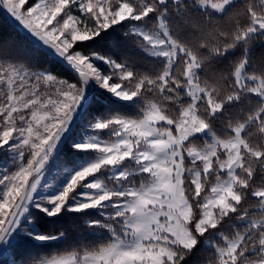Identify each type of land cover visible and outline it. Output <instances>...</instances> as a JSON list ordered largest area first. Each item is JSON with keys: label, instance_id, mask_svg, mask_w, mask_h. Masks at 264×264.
I'll use <instances>...</instances> for the list:
<instances>
[{"label": "snow or ice", "instance_id": "1", "mask_svg": "<svg viewBox=\"0 0 264 264\" xmlns=\"http://www.w3.org/2000/svg\"><path fill=\"white\" fill-rule=\"evenodd\" d=\"M0 13V264H264V0Z\"/></svg>", "mask_w": 264, "mask_h": 264}, {"label": "trees", "instance_id": "2", "mask_svg": "<svg viewBox=\"0 0 264 264\" xmlns=\"http://www.w3.org/2000/svg\"><path fill=\"white\" fill-rule=\"evenodd\" d=\"M0 32H3L6 35H12L23 39V33L15 26V24L9 18H7L2 13H0ZM262 53H264V48L257 46L255 54L257 56H260ZM56 68L57 70H62V66L60 65H56ZM69 231L70 234L75 235V233H72L71 228H69Z\"/></svg>", "mask_w": 264, "mask_h": 264}, {"label": "rangeland", "instance_id": "3", "mask_svg": "<svg viewBox=\"0 0 264 264\" xmlns=\"http://www.w3.org/2000/svg\"><path fill=\"white\" fill-rule=\"evenodd\" d=\"M54 177L50 176L49 177V182H51L53 180Z\"/></svg>", "mask_w": 264, "mask_h": 264}, {"label": "water", "instance_id": "4", "mask_svg": "<svg viewBox=\"0 0 264 264\" xmlns=\"http://www.w3.org/2000/svg\"><path fill=\"white\" fill-rule=\"evenodd\" d=\"M14 23V22H13ZM15 24V23H14ZM17 28H18V26L17 25H15Z\"/></svg>", "mask_w": 264, "mask_h": 264}]
</instances>
